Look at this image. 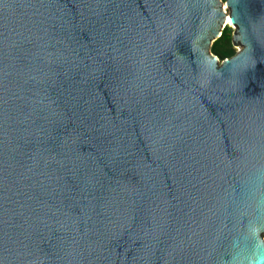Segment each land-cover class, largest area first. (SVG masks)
Here are the masks:
<instances>
[{
    "label": "water",
    "instance_id": "1",
    "mask_svg": "<svg viewBox=\"0 0 264 264\" xmlns=\"http://www.w3.org/2000/svg\"><path fill=\"white\" fill-rule=\"evenodd\" d=\"M226 3L0 0V264H264V0Z\"/></svg>",
    "mask_w": 264,
    "mask_h": 264
},
{
    "label": "rangeland",
    "instance_id": "2",
    "mask_svg": "<svg viewBox=\"0 0 264 264\" xmlns=\"http://www.w3.org/2000/svg\"><path fill=\"white\" fill-rule=\"evenodd\" d=\"M226 1L227 0H222L223 4H225ZM227 12H229L228 9ZM236 34L237 28L234 25L228 24L222 36L215 41L213 46L209 47V50L217 55L221 62L226 58L232 57L242 48L241 44H234V37Z\"/></svg>",
    "mask_w": 264,
    "mask_h": 264
},
{
    "label": "bare ground",
    "instance_id": "3",
    "mask_svg": "<svg viewBox=\"0 0 264 264\" xmlns=\"http://www.w3.org/2000/svg\"><path fill=\"white\" fill-rule=\"evenodd\" d=\"M224 9H225V10L228 9V4H227V3L224 4ZM226 21H227V25H228V24L234 25V23H233V21H232V17H231L230 14H227V19H226ZM234 26H235V25H234Z\"/></svg>",
    "mask_w": 264,
    "mask_h": 264
}]
</instances>
